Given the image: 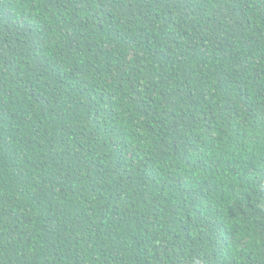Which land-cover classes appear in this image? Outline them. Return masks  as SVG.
Instances as JSON below:
<instances>
[{
    "label": "trees",
    "instance_id": "1",
    "mask_svg": "<svg viewBox=\"0 0 264 264\" xmlns=\"http://www.w3.org/2000/svg\"><path fill=\"white\" fill-rule=\"evenodd\" d=\"M0 264H264V0H0Z\"/></svg>",
    "mask_w": 264,
    "mask_h": 264
}]
</instances>
